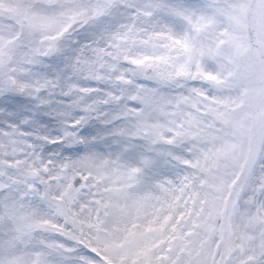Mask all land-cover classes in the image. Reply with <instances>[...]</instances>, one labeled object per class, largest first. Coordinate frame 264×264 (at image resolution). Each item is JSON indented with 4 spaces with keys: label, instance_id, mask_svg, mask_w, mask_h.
<instances>
[{
    "label": "snow or ice",
    "instance_id": "1",
    "mask_svg": "<svg viewBox=\"0 0 264 264\" xmlns=\"http://www.w3.org/2000/svg\"><path fill=\"white\" fill-rule=\"evenodd\" d=\"M0 264H264V0H0Z\"/></svg>",
    "mask_w": 264,
    "mask_h": 264
}]
</instances>
